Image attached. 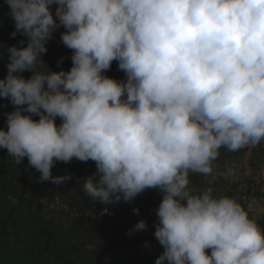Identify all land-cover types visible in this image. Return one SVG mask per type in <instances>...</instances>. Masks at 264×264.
I'll use <instances>...</instances> for the list:
<instances>
[{
	"label": "clouds",
	"instance_id": "1",
	"mask_svg": "<svg viewBox=\"0 0 264 264\" xmlns=\"http://www.w3.org/2000/svg\"><path fill=\"white\" fill-rule=\"evenodd\" d=\"M5 2L11 36L27 46L7 49L0 97L15 110L0 148L54 184L73 178L53 177L56 162H95L81 186L104 205L161 192L155 264H264V227L249 209L191 186L192 174H213L222 148L264 142V0ZM61 27L72 67L42 70ZM113 61L124 80L105 74Z\"/></svg>",
	"mask_w": 264,
	"mask_h": 264
},
{
	"label": "trees",
	"instance_id": "2",
	"mask_svg": "<svg viewBox=\"0 0 264 264\" xmlns=\"http://www.w3.org/2000/svg\"><path fill=\"white\" fill-rule=\"evenodd\" d=\"M55 7L52 6L53 10ZM9 11L10 9L7 14L0 16V79L6 78L3 70L9 63L10 54L7 49L13 45L27 46V37L24 35L17 34L14 38L11 36L15 30V21ZM59 29L60 34L66 30L63 27ZM21 40L25 41L23 45L20 44ZM65 48V53L69 56L67 60L72 67V50L66 46ZM43 60L52 71L66 69L64 58L50 48L44 54ZM109 70V77L125 79V73L118 69L117 61H113ZM14 110L15 106L7 98L0 97V127H7V114ZM60 123L57 118V124ZM248 147L250 163L257 172L264 162V142ZM248 147L237 152H228L222 148L217 160L219 165L223 169L229 168ZM93 169L95 172L96 165L93 161H58L52 169L53 177L70 174L73 178L54 184L50 180L40 181L41 173L28 165L27 158L21 164L15 163L11 157L0 159V264H155L163 253L156 238L152 244L145 245L118 230L81 226L71 222L66 215L47 210L42 205L38 189L48 187L63 193L65 204L79 212H92L100 217L125 213L136 223L145 220L148 225L146 229L152 230L154 217L140 204L150 190L140 194L132 202L121 199L104 205L87 196L81 186L87 178L86 172ZM208 185L203 175L194 183L197 190ZM224 194L235 197L232 192ZM105 207L109 212L98 215ZM137 208L138 214L134 212ZM256 220L264 227V207ZM87 238L94 242L88 243Z\"/></svg>",
	"mask_w": 264,
	"mask_h": 264
},
{
	"label": "rangeland",
	"instance_id": "3",
	"mask_svg": "<svg viewBox=\"0 0 264 264\" xmlns=\"http://www.w3.org/2000/svg\"><path fill=\"white\" fill-rule=\"evenodd\" d=\"M9 6L6 4L5 0H0V16L7 14ZM55 11V10H53ZM60 29H57L52 38L49 39L47 47L55 52L58 56L64 58L65 71L70 70L71 66L67 59L69 56L66 55V48L61 42ZM49 66L46 64L42 65V70H47ZM5 77L8 74L7 65L3 70ZM107 76L110 74V70L105 73ZM22 75L25 78H30V72H24ZM38 119V118H35ZM7 127H0V129H6ZM250 151L249 147L246 151L242 152L237 160L232 163L229 167L233 171V175H227L228 169H223L218 161H215L217 167L214 168L213 174L211 176H204L205 183L208 186H212L215 193L224 194L227 192H232L234 196L249 209L250 215L255 219L259 216L262 207H264V162L261 163L260 168L257 172L252 168L250 163ZM8 153L4 148H0V159L7 158ZM94 174V169L86 172V177ZM200 175H191V186L194 187V183ZM195 188V187H194ZM150 192L147 193L141 199V206L149 211L154 217V227L152 230L145 229L143 231L133 232L129 235V230L133 229L137 224L135 220L128 214L120 213L116 215H108L106 217H100L92 212H79L72 209L65 204L64 195L61 192L50 189L48 187H40L38 189V194L41 198L42 205L50 211H56L58 214L66 215L69 220L74 223H79L81 226L87 228H97V229H110L118 230L124 232L131 239H138V242H143L145 245H150L154 242L155 237V224L158 222V218L155 214V210L158 208L163 194L157 190L149 189ZM197 190V189H196ZM88 243H93L94 241L86 239Z\"/></svg>",
	"mask_w": 264,
	"mask_h": 264
}]
</instances>
